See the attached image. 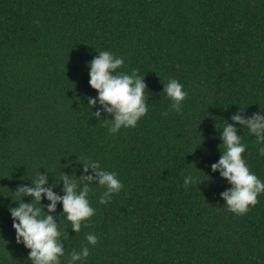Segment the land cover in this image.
<instances>
[{
	"label": "trees",
	"instance_id": "trees-1",
	"mask_svg": "<svg viewBox=\"0 0 264 264\" xmlns=\"http://www.w3.org/2000/svg\"><path fill=\"white\" fill-rule=\"evenodd\" d=\"M0 264H264V0H0Z\"/></svg>",
	"mask_w": 264,
	"mask_h": 264
}]
</instances>
